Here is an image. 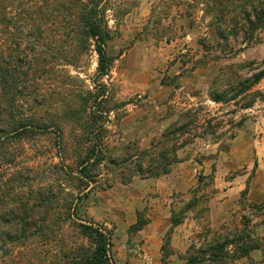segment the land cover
<instances>
[{
    "label": "rangeland",
    "instance_id": "1",
    "mask_svg": "<svg viewBox=\"0 0 264 264\" xmlns=\"http://www.w3.org/2000/svg\"><path fill=\"white\" fill-rule=\"evenodd\" d=\"M205 2L107 0L106 51L113 58L108 75H97L93 46L76 66H65L84 88L99 91L97 85L105 84L101 98L112 108L107 147L132 141L147 147L184 112L191 114L189 127L198 128L178 149L169 173L115 180L91 190L78 206L80 218L112 230L116 264H186L192 247L244 222L262 247L228 264H264V99L210 97L224 68L259 67L264 26L222 39L216 13ZM255 72L239 73L246 78ZM252 90L264 92V77ZM247 102L252 104L244 107ZM207 123L213 129L202 133L199 126ZM20 262L14 248L0 250V264Z\"/></svg>",
    "mask_w": 264,
    "mask_h": 264
},
{
    "label": "trees",
    "instance_id": "2",
    "mask_svg": "<svg viewBox=\"0 0 264 264\" xmlns=\"http://www.w3.org/2000/svg\"><path fill=\"white\" fill-rule=\"evenodd\" d=\"M205 5L216 13L222 39L264 26V0ZM106 11L107 0H0V250L14 248L20 264H116L112 230L80 218L78 206L91 190L115 180L169 173L178 149L197 135L198 128L189 127L190 112H184L147 147L137 141L105 146L112 111L109 99L101 98L106 86L84 88L65 66H76L93 46L97 75H108L113 58L106 51ZM258 64L224 68L211 99H264V92L252 90L264 77V59ZM244 68L256 72L243 78ZM199 128L203 133L213 126ZM261 247L244 222L192 247L185 261L228 264Z\"/></svg>",
    "mask_w": 264,
    "mask_h": 264
}]
</instances>
